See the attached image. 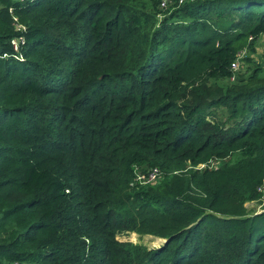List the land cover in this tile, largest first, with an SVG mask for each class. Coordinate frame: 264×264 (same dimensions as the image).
I'll return each instance as SVG.
<instances>
[{
    "label": "trees",
    "instance_id": "1",
    "mask_svg": "<svg viewBox=\"0 0 264 264\" xmlns=\"http://www.w3.org/2000/svg\"><path fill=\"white\" fill-rule=\"evenodd\" d=\"M260 38L264 0H0V264H264Z\"/></svg>",
    "mask_w": 264,
    "mask_h": 264
},
{
    "label": "rangeland",
    "instance_id": "2",
    "mask_svg": "<svg viewBox=\"0 0 264 264\" xmlns=\"http://www.w3.org/2000/svg\"><path fill=\"white\" fill-rule=\"evenodd\" d=\"M255 52L256 54H261L264 53V39L260 38L256 44H255ZM252 56V55H251ZM254 58H259L255 55H253ZM254 61H256V59H254ZM258 203L255 202H247L245 203V205L249 208H255L257 212L260 211V209L258 210V208H261V206L257 205ZM254 209V210H255ZM118 240H122V241H130L133 243H139V244H143L144 246L148 247V248H154V247H158L163 240L161 239H157L155 237L149 236V235H142L139 236L135 233H128V234H120L117 236Z\"/></svg>",
    "mask_w": 264,
    "mask_h": 264
},
{
    "label": "built area",
    "instance_id": "3",
    "mask_svg": "<svg viewBox=\"0 0 264 264\" xmlns=\"http://www.w3.org/2000/svg\"><path fill=\"white\" fill-rule=\"evenodd\" d=\"M21 41H22L21 38H17V39L11 40L10 44H11L12 48L14 50H16L18 42H21ZM239 55L240 54H238V56ZM237 66H238L237 59H235L233 62H231L230 68L233 71V70H235L237 68ZM156 177H157L156 169H151L146 175H141V174L137 173L135 175V180L138 181L139 184H149V183H152L153 181H155Z\"/></svg>",
    "mask_w": 264,
    "mask_h": 264
},
{
    "label": "water",
    "instance_id": "4",
    "mask_svg": "<svg viewBox=\"0 0 264 264\" xmlns=\"http://www.w3.org/2000/svg\"><path fill=\"white\" fill-rule=\"evenodd\" d=\"M163 241H165V240H163Z\"/></svg>",
    "mask_w": 264,
    "mask_h": 264
}]
</instances>
